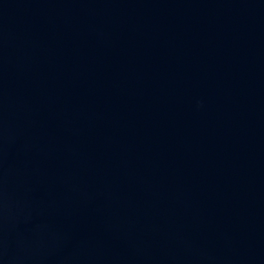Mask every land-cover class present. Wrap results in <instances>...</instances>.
<instances>
[{
	"label": "water",
	"instance_id": "1",
	"mask_svg": "<svg viewBox=\"0 0 264 264\" xmlns=\"http://www.w3.org/2000/svg\"><path fill=\"white\" fill-rule=\"evenodd\" d=\"M0 264H264V0H0Z\"/></svg>",
	"mask_w": 264,
	"mask_h": 264
}]
</instances>
